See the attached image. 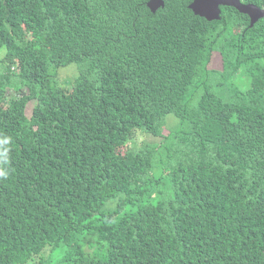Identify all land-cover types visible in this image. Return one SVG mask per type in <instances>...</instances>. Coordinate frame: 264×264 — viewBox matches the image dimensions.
<instances>
[{
	"label": "trees",
	"instance_id": "obj_1",
	"mask_svg": "<svg viewBox=\"0 0 264 264\" xmlns=\"http://www.w3.org/2000/svg\"><path fill=\"white\" fill-rule=\"evenodd\" d=\"M147 1L0 0V264H264V18Z\"/></svg>",
	"mask_w": 264,
	"mask_h": 264
},
{
	"label": "rangeland",
	"instance_id": "obj_2",
	"mask_svg": "<svg viewBox=\"0 0 264 264\" xmlns=\"http://www.w3.org/2000/svg\"><path fill=\"white\" fill-rule=\"evenodd\" d=\"M5 54V49L2 48L0 50V59L2 56ZM6 66L5 63L0 62V72L5 73V70L3 69ZM213 66H216L215 64ZM219 66V64H218ZM2 68V69H1ZM52 79L58 83L60 86H70L72 83V80L76 77L78 74V67L75 63H70L62 67L58 68H52ZM245 77L241 75L240 73H237L235 75V78H233V81L236 83H239L241 87H244L246 85L245 82ZM243 82V83H241ZM14 89L8 88L6 90V97L10 98L11 96L17 95L19 92L26 90L25 87H23L20 91H17L15 87L13 86ZM195 93V91L193 92ZM192 93V94H193ZM35 100H32L26 109V113H30L31 106L34 104ZM179 125V119L176 118L173 114H168L166 116V124L163 127V132H168L171 128ZM160 138L159 137H154L151 134L147 133H142L140 131L135 132L129 140V145L132 147H138L140 146L141 143L147 142V143H153V142H159ZM49 256V251L48 249L44 250L39 256H37L33 261L30 262V264H44L46 260L48 259Z\"/></svg>",
	"mask_w": 264,
	"mask_h": 264
},
{
	"label": "water",
	"instance_id": "obj_3",
	"mask_svg": "<svg viewBox=\"0 0 264 264\" xmlns=\"http://www.w3.org/2000/svg\"><path fill=\"white\" fill-rule=\"evenodd\" d=\"M146 4L152 12H155L164 6V0H148ZM220 6H232L239 12L247 14L250 19V26L259 18H264V7H259L253 3H244L241 0H192L189 4V8L195 15L204 17L208 21L220 18Z\"/></svg>",
	"mask_w": 264,
	"mask_h": 264
}]
</instances>
